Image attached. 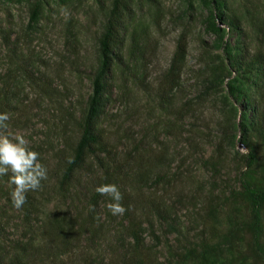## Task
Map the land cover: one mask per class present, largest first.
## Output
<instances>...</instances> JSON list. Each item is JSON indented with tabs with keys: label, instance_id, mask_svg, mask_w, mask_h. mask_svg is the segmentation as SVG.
<instances>
[{
	"label": "rangeland",
	"instance_id": "obj_1",
	"mask_svg": "<svg viewBox=\"0 0 264 264\" xmlns=\"http://www.w3.org/2000/svg\"><path fill=\"white\" fill-rule=\"evenodd\" d=\"M32 2L37 14L28 25ZM212 3L210 18L198 0H127L129 12L92 125L112 154L88 155L70 180L77 205L98 186L116 185L120 203L152 222L158 236L152 254L160 264H172L179 252L205 243L219 249L213 264H240L241 259L252 264L243 231L251 212L262 225L264 241V205L254 207L238 181L243 172L247 183L264 189V0ZM109 4L0 0V113L8 114V131L23 135L47 169L36 190L46 209L63 205L54 188L81 132L99 60L96 38ZM179 35L184 39L181 69L176 87L164 92L162 75ZM252 59L256 62L247 66ZM205 64L219 68L217 85L206 94L201 92ZM225 123L230 143L217 148ZM249 150L254 161L246 168ZM9 181L0 185L1 264L17 252L32 257L37 224L34 216L28 227L24 224L12 204ZM111 202L99 195L101 234L79 238L84 257H64L58 264L118 262V248L128 249L130 240L117 224L120 215L108 210ZM210 229L217 232L212 240ZM143 238L145 246L153 243L146 230Z\"/></svg>",
	"mask_w": 264,
	"mask_h": 264
},
{
	"label": "trees",
	"instance_id": "obj_2",
	"mask_svg": "<svg viewBox=\"0 0 264 264\" xmlns=\"http://www.w3.org/2000/svg\"><path fill=\"white\" fill-rule=\"evenodd\" d=\"M198 2L207 11V16L212 18V11L216 4H213L212 0H198ZM128 12L127 0H110L104 23L96 38V51L99 60L91 79V91L86 101L81 132L70 152L69 157L73 162L68 163V159L66 160L54 188V192L58 195L63 205H52L46 209V202L40 199V194L36 190H30L25 194L26 203L20 208L23 222L28 227L29 220L32 218L31 216H34V220L37 223L35 224V228H32L35 231L33 235L34 244H29L33 247V255L31 258H27L22 253L17 252L13 254L11 260L9 259L8 264H58L61 258L64 257L80 258L81 255L84 257L87 251L79 246V238L82 235H86L88 239H92L101 234L103 222L99 220L95 208L100 194L94 191L82 205H77L74 203V197L70 196L72 195L70 180L72 174L83 166L88 155L95 153L112 154V151L107 149V144L100 132L92 130V125L99 114L101 97L105 90L104 77L111 65L113 50L119 42L121 24ZM36 14L37 5L35 2H32L28 6V25L35 20ZM210 25L212 28H216L213 22ZM183 53L184 39L182 35H179L175 41L168 66L162 75L164 92H169L176 87ZM254 62L256 60L252 59L247 66H252ZM260 64L257 61L255 70L256 72L260 71L261 74L262 68L260 69ZM202 70L203 72H207L202 82L204 85H202L203 90L201 91L206 94L208 89L217 85L214 74L219 71V68L216 66L210 67L205 64ZM254 86L259 88L256 83H254ZM262 87L261 84L259 89H262ZM219 113H223V110L221 109ZM228 127L229 125L225 123V127L221 128L220 137L216 142L217 148L220 146L222 148L230 143L231 135L227 133ZM253 161V153L249 150L246 153L245 167L248 168ZM243 174V172H240L238 175L242 195L247 197L254 207L264 205V189L252 187L243 179ZM10 176V173L6 176H0V185L5 180H9ZM67 197L69 198V202L65 204L64 199ZM121 204L126 211L120 215L117 224L122 226L126 236L130 240V244L128 249L127 246L125 249L122 247L118 248L119 259L116 264H160L152 254L154 248L158 245V236L152 228V222L141 217L140 214H134L132 208L129 209L126 203L123 202ZM243 225V231L249 237L246 251L251 257L252 264H264L263 229L257 215L251 212L246 223ZM145 230L153 241L148 246L143 244ZM107 231L105 230L103 234H107ZM110 232H115V230H110ZM207 235L212 240L217 237V232L215 229H210L207 231ZM230 246L232 244L229 241L228 247ZM20 249L25 251V245L21 246ZM218 252L219 249L216 245L205 243L200 245L196 250L189 248L179 252L172 264H213ZM71 261L73 259L69 262Z\"/></svg>",
	"mask_w": 264,
	"mask_h": 264
},
{
	"label": "clouds",
	"instance_id": "obj_3",
	"mask_svg": "<svg viewBox=\"0 0 264 264\" xmlns=\"http://www.w3.org/2000/svg\"><path fill=\"white\" fill-rule=\"evenodd\" d=\"M7 113H0V176L11 173L9 183L14 185L11 200L16 209L26 203V193L41 188V181L47 179V169L39 162V153L30 150L23 135L8 131ZM73 160L69 157L68 163ZM95 191L112 201L107 204L112 215H122L126 209L120 203L122 194L114 184H103Z\"/></svg>",
	"mask_w": 264,
	"mask_h": 264
}]
</instances>
